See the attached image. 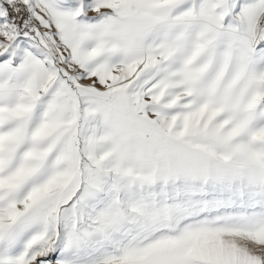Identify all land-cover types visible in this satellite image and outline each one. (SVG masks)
I'll list each match as a JSON object with an SVG mask.
<instances>
[{
    "label": "snow or ice",
    "instance_id": "snow-or-ice-1",
    "mask_svg": "<svg viewBox=\"0 0 264 264\" xmlns=\"http://www.w3.org/2000/svg\"><path fill=\"white\" fill-rule=\"evenodd\" d=\"M0 264H264V0H0Z\"/></svg>",
    "mask_w": 264,
    "mask_h": 264
}]
</instances>
